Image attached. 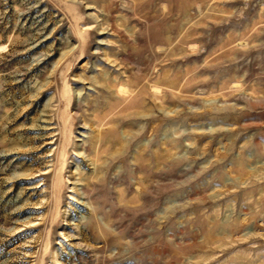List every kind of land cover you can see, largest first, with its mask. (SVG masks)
<instances>
[{"label":"rangeland","instance_id":"1","mask_svg":"<svg viewBox=\"0 0 264 264\" xmlns=\"http://www.w3.org/2000/svg\"><path fill=\"white\" fill-rule=\"evenodd\" d=\"M0 264H264V0H0Z\"/></svg>","mask_w":264,"mask_h":264}]
</instances>
